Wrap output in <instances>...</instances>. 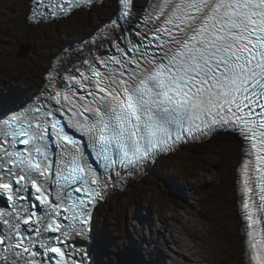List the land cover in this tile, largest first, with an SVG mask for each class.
Returning <instances> with one entry per match:
<instances>
[{
	"label": "snow or ice",
	"instance_id": "obj_1",
	"mask_svg": "<svg viewBox=\"0 0 264 264\" xmlns=\"http://www.w3.org/2000/svg\"><path fill=\"white\" fill-rule=\"evenodd\" d=\"M38 27L97 0H29ZM34 98L0 95V264H90L95 208L148 162L232 136L240 264H264V0H114ZM88 242L87 247L84 243Z\"/></svg>",
	"mask_w": 264,
	"mask_h": 264
},
{
	"label": "rangeland",
	"instance_id": "obj_2",
	"mask_svg": "<svg viewBox=\"0 0 264 264\" xmlns=\"http://www.w3.org/2000/svg\"><path fill=\"white\" fill-rule=\"evenodd\" d=\"M27 3L28 0H0V22L17 27L12 23H14V20H18L20 25L24 26L22 21H24ZM37 38L43 41L37 40ZM44 38H47V40L44 41ZM44 38L42 34H39L31 39L32 45L42 54L58 52L60 49L58 47L65 40L64 35L60 37H46L44 35ZM25 44L26 42L20 40L18 36L0 37V81L2 83L0 85V95L3 97L26 100L22 94L15 93V91L17 90L25 95L32 91L26 90L29 84V81L25 80L26 73L23 70L19 71L16 67L19 62H15L17 49L25 46ZM18 59L22 60L23 58ZM30 77L34 80L33 91L36 93L41 86V74L34 73ZM228 143L230 144V142ZM207 150L211 149L207 148ZM226 151L231 153V157L233 156L234 160L239 156V152L236 149L232 150L231 147H226ZM181 156L176 161H181V165H175L174 168L172 165L175 162L170 165L168 159L162 161V164L174 173V179H172L171 183V189L174 192L169 193L165 184H160L156 188L157 179L152 176L146 178L148 187L151 191L154 190L151 192L152 195L147 194V197L151 198L150 206L147 205L146 201H144L145 204L143 203L140 206L143 217V225L141 227H138L140 219L136 214H133V216L130 214L126 215V230L128 235L132 237L125 247V239H123L124 229L121 226V222L118 221L119 218L122 219L124 216L123 203H120L121 207L118 206V203L120 198L126 201L131 192L138 188L139 183L131 184L126 188L122 196L117 195L109 198L108 203H104L106 206L98 208L96 219L102 225L101 229L106 227L107 235L112 240V244H108L111 254L114 255V257H111L112 264L124 263L119 254L121 251L128 254V259L132 260L134 256L139 262L145 259L147 264H162L160 263L161 258L163 263L170 264L169 259L174 256L176 261H178L173 264H240L242 245L238 239V228L232 227L234 221L238 220L239 217L234 209L231 208V201L226 204V208H231L229 213L224 212L223 207H221V211H214L217 218H215V215H208L206 210L211 208L207 194L210 182L218 176L216 170H214L216 166L215 159L211 156H206V165L203 167L208 169L207 173L206 175H197L198 169L192 164H188L189 162L182 160ZM180 170L183 172L181 173ZM165 178L166 176H164ZM141 183L145 186L144 182ZM178 189L184 192L185 195L179 193ZM105 209L106 216L102 215V210L104 211ZM103 216L104 218L108 217V219H103ZM183 230L191 232L190 234L193 237L185 235ZM171 234H174L171 239L173 242L170 241ZM187 237L190 238V241L192 240L193 246L190 245L191 250L182 248L177 243L179 239L182 245H187L190 242ZM150 251L154 253L148 255L147 253ZM181 253H184V257L188 260H185ZM156 254L157 257L155 256Z\"/></svg>",
	"mask_w": 264,
	"mask_h": 264
},
{
	"label": "trees",
	"instance_id": "obj_3",
	"mask_svg": "<svg viewBox=\"0 0 264 264\" xmlns=\"http://www.w3.org/2000/svg\"><path fill=\"white\" fill-rule=\"evenodd\" d=\"M207 148H210L211 150H207ZM216 148V150H215ZM218 150V144L216 142H213L209 145H203L201 147H197V148H192L189 147L186 149L185 151V157H187L189 159L190 163H197V162H201L202 161V157L204 155H208L209 153H215V151ZM161 170H163V167L161 166ZM144 188V186H142ZM230 190H234V185L232 183V185L230 186ZM146 194L145 189H139L135 195H131V198L135 199L133 200V202H135V204H132V200L129 199V204H127V209H133L134 207L138 208V205L140 203V201L144 198H146L144 195ZM144 196V197H143ZM120 201H122V199H120Z\"/></svg>",
	"mask_w": 264,
	"mask_h": 264
},
{
	"label": "bare ground",
	"instance_id": "obj_4",
	"mask_svg": "<svg viewBox=\"0 0 264 264\" xmlns=\"http://www.w3.org/2000/svg\"><path fill=\"white\" fill-rule=\"evenodd\" d=\"M27 44L29 45V43L27 42ZM69 50H72V49H69ZM0 85H2V83H1V81H0ZM176 191V190H175ZM179 193H181V194H183V195H185V193L184 192H182L180 189H178L177 190ZM169 227H170V225H169ZM165 228V227H164ZM183 232L185 233V235L187 234V235H189L191 238L193 237L190 233L191 232H188V231H184L183 230ZM92 233V232H91ZM96 234V233H95ZM178 235V234H177ZM173 236H174V234L172 235H170V241L171 242H173L171 239L173 238ZM179 237V236H178ZM187 239H189V241H190V238H188L187 237ZM176 243V242H175ZM177 243H179L180 244V246L182 247V248H185V249H187V250H191V246H193L192 245V240L187 244V245H182V243H181V241L178 239V242ZM191 245V246H190ZM196 249V248H195ZM179 250H181V249H179ZM152 251V250H151ZM149 252V253H147L148 255L149 254H151V253H154V252ZM181 251H183V250H181ZM191 252V251H190ZM174 253V252H173ZM193 253V252H192ZM181 255H182V257L185 259V260H188L187 258H185L184 257V253H181ZM156 257H157V254L155 255ZM172 256H173V254H172ZM176 257L174 256V257H172L171 259H170V264H173V263H176L177 261H176V259H175ZM185 260H184V262H185ZM160 263H162V264H165V263H163V260H162V258L160 259ZM183 263V262H182ZM189 264H191V263H189Z\"/></svg>",
	"mask_w": 264,
	"mask_h": 264
}]
</instances>
